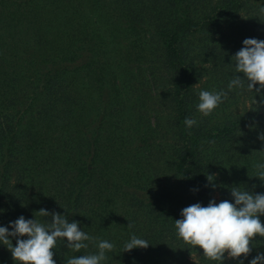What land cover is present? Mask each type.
<instances>
[{
	"label": "trees",
	"instance_id": "obj_1",
	"mask_svg": "<svg viewBox=\"0 0 264 264\" xmlns=\"http://www.w3.org/2000/svg\"><path fill=\"white\" fill-rule=\"evenodd\" d=\"M262 7L264 0H0V226L20 216L46 222L50 217L37 213L44 208L78 221L81 230L97 238L80 252L58 240L52 250L56 264L96 253L99 240L115 245L103 264H220L178 238L175 220L182 219L185 207L207 206L218 186L223 201L232 203V187L264 194V181L255 177L254 167L264 162V140L259 139L264 135V105L259 104L264 89L256 94L257 84L253 92L246 90L257 104L228 113L214 125L197 111L200 89L195 84L208 56L216 57V69L226 75H243L235 72L232 57L246 38L264 41ZM90 11H98L96 19L84 17ZM109 38L121 40L118 54L129 62L146 63L144 39L161 53L149 60L151 70L141 73L149 90L157 86L162 95L155 116L140 105L145 84L132 83L128 92V81L112 69L110 58L98 55ZM76 61L74 70H87L94 100L105 103L110 116L85 137L81 123L90 124L87 115L93 109L73 97L77 72L72 76L66 65ZM31 65L45 71L38 74ZM220 90L235 95L228 83ZM128 94L136 96L133 104ZM74 107L82 114L74 115ZM56 108L59 121L53 117ZM94 115L92 123L99 117ZM186 117L198 125L188 129ZM164 128L173 134L167 170L178 185L155 192L157 177L143 161L161 151L157 139ZM207 175L214 180L209 182ZM52 177L57 200L41 199L40 188L51 186ZM260 220L264 224V215ZM133 234L149 247L124 252ZM10 239L15 246V238ZM255 239L257 248L247 258L225 255L223 264H250L264 253V238ZM189 254L197 255L198 263ZM0 264H18L3 244Z\"/></svg>",
	"mask_w": 264,
	"mask_h": 264
},
{
	"label": "clouds",
	"instance_id": "obj_2",
	"mask_svg": "<svg viewBox=\"0 0 264 264\" xmlns=\"http://www.w3.org/2000/svg\"><path fill=\"white\" fill-rule=\"evenodd\" d=\"M260 14L264 15V7L260 9ZM232 62L235 72L243 75H235L230 80L229 91L241 89L253 92L258 84L259 88H255V92L260 94L264 89V41L246 38L243 47L232 57ZM198 97L197 111L207 117L228 98V92L201 90ZM254 103L257 104L255 98ZM259 104L264 105V96ZM184 124L191 129L198 125V121L186 117ZM259 139L264 140V135ZM254 167L255 177L264 181V162H257ZM207 180L212 182L214 176L207 175ZM230 191L234 203L228 200L218 204L211 200L207 206L195 203L182 209V219L175 220L178 238L193 248L202 249L205 258L220 264L225 260V253L230 259L241 256L247 258L255 246V237L264 238V224L260 220V216L264 215V194L250 193L240 187H232ZM37 213L50 219L41 222L36 218L25 219L20 216L10 222L8 227L0 226V244L7 246L18 264H56L52 250L57 247L58 240L65 241V246L75 252L87 249L89 244L86 242L97 240L81 230L78 221L69 222L66 215L45 209ZM128 226L131 227V224ZM10 238H15V246ZM149 244L147 240L133 234L124 244L123 251L147 249ZM96 247V253L73 256L66 260V264H103L108 259L106 253L112 252L115 245L107 240H99ZM240 264H243V260H240ZM250 264H264V253H258Z\"/></svg>",
	"mask_w": 264,
	"mask_h": 264
},
{
	"label": "rangeland",
	"instance_id": "obj_3",
	"mask_svg": "<svg viewBox=\"0 0 264 264\" xmlns=\"http://www.w3.org/2000/svg\"><path fill=\"white\" fill-rule=\"evenodd\" d=\"M97 14H98V11L96 13L95 12L92 13L90 11V14L84 15V17L88 18V16H90V18H93L94 20L96 19ZM22 32H23V29H22ZM25 40L26 39H24V41ZM143 41L145 43L144 44L145 48L147 49V53H144V55L147 56V61L146 63L142 65L138 64V61L129 62V60L126 61L125 59L124 60L121 59L122 53L118 54V50L120 48V43H121L120 39L118 42L115 41V39L113 38L106 39V43L104 45L105 48L103 47L101 51H98V55H100V57L101 55H104L105 57L110 58L111 62L113 63L112 69L115 70L116 73L119 74V76H121L123 81L124 80L128 81L127 83L129 85V87L127 88L128 92L130 91L129 88L130 86H132V83L136 84L139 87L145 84L146 90L142 91L143 98L142 100H140V105L144 106L143 107L145 108L144 113L148 112V114H150L151 116H155V110H157L158 106L160 105L159 101L162 99V95L161 93L159 94L158 91L156 90L157 86L149 90V87H148L149 84L147 83L146 79L141 77V73L144 72L146 69L151 70L150 68L151 64L149 63V60L151 59L154 60L153 58H157V55H160L161 53L160 52L156 53L150 48L151 45H148L150 42L149 40L144 39ZM25 45H28V43H26ZM112 51H115V52H112ZM99 59L104 60V58H99ZM144 61L145 60L143 59L142 62ZM21 62H24V66L30 69L27 63L28 59H26L24 56H22ZM77 62L79 61L70 62L66 65V66H69L68 70L70 71L72 76H74L73 74L77 72L75 74L77 80L75 82V86L73 87V90H77V93L74 94L73 97H77L78 99L81 98L82 100L87 102L89 109L91 105L93 109V113H95V115L97 114L99 115V117L93 119L95 122L92 123L91 117L93 116V113L92 114L89 113L87 116L90 115V124L86 125L85 123H81V131L83 132L82 136L85 137V135L92 134V131L94 130V128H96V126L99 125V120L102 117H105V120H109L110 116H109L108 108L105 105V103L102 104L101 102H95L94 98H96V95L88 79L89 76L87 75V70L86 69H81L80 71L74 70L75 66H78ZM216 62H217V59L215 56H208V61H202V64L199 65V68H201L200 69L201 78L195 84V86L196 88H199L200 91L201 90H207L210 92L213 90L220 91L223 84L225 83L229 84L230 80L234 77L233 76L234 74H232L230 71H229V74L226 75L225 71H221L219 68L216 69V65H215ZM31 66H32L33 71L38 74H42L45 71L43 68L39 70L35 65H31ZM231 91L234 92L235 95H232V93H229L228 98L224 100V102L221 105H219L210 116H208L209 120L214 125H217L218 123L223 122V120L226 118V115H228V113L234 114L239 111H244L246 108H249V109L253 108V105L255 104L253 95H250L249 93H246V90H241V89H233ZM126 98L132 104L136 101L135 99L136 96L134 94H128ZM94 104H96V106ZM74 108L76 109V113L74 115L77 116L78 114H82L83 110L79 109L78 107H74ZM57 110L58 108H56V110H52L54 111L53 117L56 119L58 115ZM58 113H59V110H58ZM55 122H56L55 123L56 126L59 127L61 122H57V121ZM102 128L104 129L102 133L106 132L105 127H102ZM51 130L53 131L54 127H52ZM103 137L104 136H102V138ZM172 137H173V134L170 133L168 129L164 128L157 139L158 140L157 143H161V145L159 146L161 151L159 153L156 151V154L154 157L150 156L148 159L143 161V166L146 167V170L149 172V174L157 177L156 184H154L155 192H157L161 188L169 189V187H172L174 188V190L177 189V185H178L177 179L174 176H172L171 173H168V170H167V168L169 167L168 166L169 165L168 164L169 153L167 150V144H170V140L172 139ZM136 138H138V135ZM132 154L133 153L131 152V154H129V157ZM53 176L55 177L56 175L54 174ZM214 176L217 177V181H218L219 180L218 174L215 173ZM139 178L140 176L135 177V180H134L135 184H138ZM26 179L29 180V177ZM36 182L37 181H33L31 184H36ZM50 185L51 186L40 188L42 192L41 199L49 198L51 201L57 200L56 199L58 195L56 191L57 183H56V180H53V177L50 180ZM141 188H144V186H142ZM217 188H218L217 191H215L213 194V200H215V202L218 204L219 202L223 201V196H222V192L220 191L221 190L220 186H218ZM174 192L176 194H179L178 191H174ZM121 205L122 204H118V208L124 209L122 208ZM258 241L255 239L254 248H257L256 243L258 245L259 243ZM258 247H259L257 249L258 252H261L262 246H258ZM225 255L227 257V253H225ZM188 256H190V258L193 259L195 262H197L199 259V257L195 254L193 255L189 254ZM62 261L66 263V257L64 259H61L59 263H62Z\"/></svg>",
	"mask_w": 264,
	"mask_h": 264
}]
</instances>
